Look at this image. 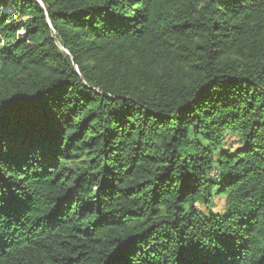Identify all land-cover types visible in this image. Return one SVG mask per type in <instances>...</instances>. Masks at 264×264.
I'll return each instance as SVG.
<instances>
[{
	"label": "trees",
	"instance_id": "16d2710c",
	"mask_svg": "<svg viewBox=\"0 0 264 264\" xmlns=\"http://www.w3.org/2000/svg\"><path fill=\"white\" fill-rule=\"evenodd\" d=\"M0 264H264V0H0Z\"/></svg>",
	"mask_w": 264,
	"mask_h": 264
},
{
	"label": "rangeland",
	"instance_id": "374dc122",
	"mask_svg": "<svg viewBox=\"0 0 264 264\" xmlns=\"http://www.w3.org/2000/svg\"><path fill=\"white\" fill-rule=\"evenodd\" d=\"M17 18H18V16H17ZM17 21H19V20H17ZM234 140L235 139L233 137L230 138L228 140V144H231L232 142H234ZM224 148H226V147H224ZM224 201H225V199L223 197L217 198V205L214 207V210H222L223 209ZM203 209H204V207H203Z\"/></svg>",
	"mask_w": 264,
	"mask_h": 264
}]
</instances>
